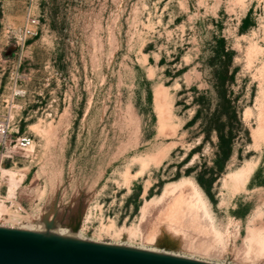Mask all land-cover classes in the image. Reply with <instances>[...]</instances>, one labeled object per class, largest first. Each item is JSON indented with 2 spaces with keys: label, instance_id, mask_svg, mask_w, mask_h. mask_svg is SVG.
<instances>
[{
  "label": "rangeland",
  "instance_id": "rangeland-1",
  "mask_svg": "<svg viewBox=\"0 0 264 264\" xmlns=\"http://www.w3.org/2000/svg\"><path fill=\"white\" fill-rule=\"evenodd\" d=\"M224 42L248 130L226 160L202 124L220 116ZM1 120V226L43 220L80 239L264 264V0H0ZM249 165L240 183L229 175ZM199 174L214 176L208 191ZM170 183L197 189L209 230L170 225Z\"/></svg>",
  "mask_w": 264,
  "mask_h": 264
},
{
  "label": "water",
  "instance_id": "water-1",
  "mask_svg": "<svg viewBox=\"0 0 264 264\" xmlns=\"http://www.w3.org/2000/svg\"><path fill=\"white\" fill-rule=\"evenodd\" d=\"M0 264L217 263L0 225Z\"/></svg>",
  "mask_w": 264,
  "mask_h": 264
},
{
  "label": "bare ground",
  "instance_id": "bare-ground-1",
  "mask_svg": "<svg viewBox=\"0 0 264 264\" xmlns=\"http://www.w3.org/2000/svg\"><path fill=\"white\" fill-rule=\"evenodd\" d=\"M251 169L252 167L249 165L248 167H243L239 170L231 172L229 173V175L231 176V178H234L235 180H237V183H240L239 180L241 181L245 180L249 172L251 171ZM3 171H4V174L5 173L8 174L10 178L9 181L11 184L10 186L13 190V187L17 185L18 181H20L17 179L18 178L16 175L17 173L14 170L12 171L10 169H5ZM183 184L184 183L167 184L163 192L164 194L162 195V198L166 200L165 204L163 203L164 205L162 209L161 207H158V208H160L161 210L163 209L165 210L166 217L169 218L170 225H172V227H174L176 231L177 230H179V232L180 231L183 232V230L187 231V227L188 229L191 227V228H195L199 230H206L208 228L210 229L213 226V224L211 226L210 219L208 218V215H206L207 213H206V210L203 204L204 202H202L203 200L201 201L200 199L201 196H199L197 189L195 190L193 188L195 192H191V193L189 192L190 194L188 192L185 193V190L183 191ZM158 203L161 204V201ZM19 229H27V230H33V231H38V232L51 233V234H55V235L62 236V237L79 238L73 228H64V229L54 228L53 229L47 223L43 222V220L38 222L36 226L30 225V226H25ZM143 250H146V249L143 248ZM149 251H154V250H149ZM154 252H159V251H154ZM159 253H163V252H159ZM165 254H168V253H165Z\"/></svg>",
  "mask_w": 264,
  "mask_h": 264
},
{
  "label": "trees",
  "instance_id": "trees-1",
  "mask_svg": "<svg viewBox=\"0 0 264 264\" xmlns=\"http://www.w3.org/2000/svg\"><path fill=\"white\" fill-rule=\"evenodd\" d=\"M224 41V38H222ZM222 55L226 57V62L224 61V72L226 74L225 79H219L220 90L219 93V102L218 109L220 116L211 117L209 115H203V125H208L216 132V141H215V154L220 157L222 160H226L232 153V146L235 138L247 136L248 130L243 126V123L239 117L240 106L238 104V99L228 89L229 81H232L233 74L228 73V66L232 60V54L229 47L224 43L220 47ZM196 103V112L193 116L195 120L202 110H206V107L200 99H194ZM207 138L206 136L203 139ZM197 181L200 185L206 190H209V187L212 181L215 179L213 175L204 177L202 174L196 176Z\"/></svg>",
  "mask_w": 264,
  "mask_h": 264
},
{
  "label": "built area",
  "instance_id": "built-area-1",
  "mask_svg": "<svg viewBox=\"0 0 264 264\" xmlns=\"http://www.w3.org/2000/svg\"><path fill=\"white\" fill-rule=\"evenodd\" d=\"M34 21H35L34 17L29 18L28 23L24 27V36L29 35L34 32L31 27V24ZM7 133H8V124L1 120L0 121V136L3 137V142L6 141L5 137ZM14 141H15V145H18L21 148H26L31 142L30 138L26 135L17 136Z\"/></svg>",
  "mask_w": 264,
  "mask_h": 264
}]
</instances>
